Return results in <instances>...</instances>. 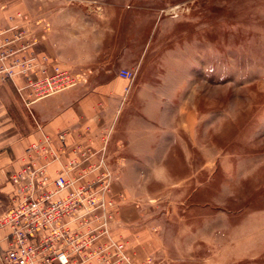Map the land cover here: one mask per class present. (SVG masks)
<instances>
[{"label":"rangeland","instance_id":"374dc122","mask_svg":"<svg viewBox=\"0 0 264 264\" xmlns=\"http://www.w3.org/2000/svg\"><path fill=\"white\" fill-rule=\"evenodd\" d=\"M68 3L74 35L60 41L73 61L60 64L128 87L109 120L108 199L130 263L264 264V0H1L0 8L23 13L16 24L45 48L53 14ZM123 67L132 81L119 76Z\"/></svg>","mask_w":264,"mask_h":264},{"label":"built area","instance_id":"2783aa9c","mask_svg":"<svg viewBox=\"0 0 264 264\" xmlns=\"http://www.w3.org/2000/svg\"><path fill=\"white\" fill-rule=\"evenodd\" d=\"M19 19H25L21 12L8 16L7 27H0V84L12 82L30 100L77 86L74 75L59 66L46 72L49 58L34 51L41 41L25 23L16 24ZM119 76L132 81L134 74L121 69ZM67 136L60 133L55 148L44 135L27 147L21 167L10 174L9 204L0 214V228L6 231L2 264H131L125 244L111 231L115 205L108 194L113 173L103 150L69 147ZM67 154L71 159L63 163ZM53 164L58 169L51 177Z\"/></svg>","mask_w":264,"mask_h":264},{"label":"crops","instance_id":"0c3cea01","mask_svg":"<svg viewBox=\"0 0 264 264\" xmlns=\"http://www.w3.org/2000/svg\"><path fill=\"white\" fill-rule=\"evenodd\" d=\"M68 5L61 10L62 12L53 14L50 46L44 48L39 44L34 51L39 56L48 53L46 56H49V61L44 65L48 74L52 73L54 66H59L78 76L77 86L43 99L30 100L26 96L23 99L12 82L0 84V214L9 204L8 196L12 191L9 183L10 174L21 167L27 147L42 140L44 135L51 138L56 148L60 146L59 134L68 132L69 147L81 145L101 154L103 150L107 163H111L112 160L110 154L113 147L111 148L108 141L109 120L118 113L127 84L116 76L91 77L86 71L77 75L68 70L71 69L68 67L71 64H66L68 69L60 64L65 60L73 61L67 49L70 42L67 40V44L65 41H62L63 43L60 41V36L64 37V34L71 37L74 35L71 24L76 23L72 15L75 7L70 3ZM8 13L0 8L2 28L8 25L6 20ZM60 14L64 18L62 24ZM64 53L67 56L63 55ZM24 94L27 95L28 92ZM117 149L120 151L121 147L118 146ZM69 159L71 154L65 155L62 161L64 163ZM120 160L124 164V159L119 158V164H121ZM57 169L58 164H53L49 168L51 177L55 176ZM5 236L6 231L0 228V257L5 246ZM131 242L137 244L140 240H131ZM0 264H2L1 259Z\"/></svg>","mask_w":264,"mask_h":264},{"label":"bare ground","instance_id":"6f19581e","mask_svg":"<svg viewBox=\"0 0 264 264\" xmlns=\"http://www.w3.org/2000/svg\"><path fill=\"white\" fill-rule=\"evenodd\" d=\"M177 10V9H176ZM171 11V10H170Z\"/></svg>","mask_w":264,"mask_h":264}]
</instances>
